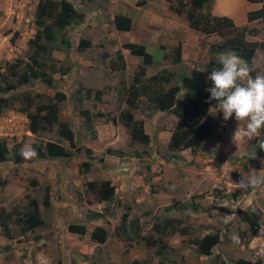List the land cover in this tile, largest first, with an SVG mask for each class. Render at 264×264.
Returning <instances> with one entry per match:
<instances>
[{
    "label": "rangeland",
    "instance_id": "obj_1",
    "mask_svg": "<svg viewBox=\"0 0 264 264\" xmlns=\"http://www.w3.org/2000/svg\"><path fill=\"white\" fill-rule=\"evenodd\" d=\"M71 2L78 12L83 13V20L64 30L72 47H61L50 52L52 60L48 62L53 63L56 70L52 74V87L35 79L18 86L12 95L18 97L14 100V106L18 109L22 92H29L34 101H45V96L52 95L55 90L63 92L66 97L58 106L61 117L68 120L74 133L75 144L69 148L66 141L60 140L56 125L51 130L31 134L27 132V119L23 113L19 112L25 120L6 112L10 110L3 112L5 114L1 117L12 118L16 126L0 131L8 148L17 141L21 142L20 149L31 144L56 141L70 150V157L31 158L16 164L9 159L0 162V209L22 211L28 199L33 197L42 218V225L24 234L12 222L8 223V237L0 228V264H132L133 260L142 259L149 264H203L205 257H198L188 246L192 237L205 232L207 227L221 232L223 241L217 247V252L225 257L243 254L254 261L255 258L248 256L250 254L243 251L241 246L240 235L242 240L248 237V229L244 224L235 229V217L227 215V210L236 206L262 209L264 205V185L250 189L237 185L241 177H249L253 171L264 173V151L250 161L240 157L241 151L256 148L259 139L264 138L262 130L259 137L253 140L241 138L235 132L243 127V122L239 123L234 118L224 121L219 106H212L208 112L212 117L217 116L214 133L219 138L205 139L191 149L179 150V159L167 161L163 156L167 155L166 142L175 122L172 114L149 108L146 101L140 99L133 117L143 121V131L149 136L145 144L132 141L126 128L119 121L114 123L109 118V115L116 117L120 110L127 108L120 98L121 90L140 64L137 57L126 54L122 75L109 69L108 60L122 42H140L151 54L152 63L146 67L145 75L164 68L166 72H173L177 80L179 75L189 74L192 66L201 67L204 61L216 57L209 52L208 46L218 40V36L197 31L185 34L179 30L185 28L186 20L181 13L173 11L178 7L177 0ZM35 3L36 0H0L1 69L7 54L10 58L26 57V41L35 31L32 19ZM237 3L239 7L236 12ZM259 6V3L249 4L246 0H218V3L211 0L210 9L214 13L230 14L235 24L244 25L247 40L264 43V23L257 19L247 22L245 19L247 10ZM115 13L131 17L129 32L115 30L112 23ZM10 36L13 37L12 46L8 43ZM80 37L88 39L90 45L76 50L75 45ZM179 39L183 41L182 59L171 64L163 55L174 45L173 41ZM55 44L59 45L58 40ZM59 66L66 73L59 72ZM249 67L253 71L252 76L264 75V48L255 50ZM77 88L100 89V100L84 99L78 94L73 98L72 93ZM36 93L42 96L35 97ZM79 108L108 113V119L94 117V131L91 132L84 124ZM0 121L4 120L0 118ZM77 146L92 150L88 170L79 166L88 158L82 149L76 150ZM101 179L110 181L114 186V196L109 202L97 201L95 194L86 188L87 181ZM44 186L48 187V207L41 202ZM234 188L241 193L232 199L230 194ZM173 198L178 202L192 199L197 209L193 212L183 211L182 219L187 227L184 233H163L161 238L166 244L169 259L160 260L154 254L151 259L147 258L150 250L142 241L127 245L121 233L116 232L120 214L129 206L128 216L139 219L141 234L156 237V222L150 220V216L153 212L162 213ZM147 208H151L148 214ZM97 212L101 216L95 215ZM170 213L175 215L173 211ZM69 222H83L85 233L68 232L66 226ZM261 222L264 224V209ZM96 225L103 227L107 233L104 243L98 246L89 238ZM233 236L239 237L238 243L233 242ZM258 236L263 248L258 256L263 261L264 228Z\"/></svg>",
    "mask_w": 264,
    "mask_h": 264
},
{
    "label": "trees",
    "instance_id": "obj_2",
    "mask_svg": "<svg viewBox=\"0 0 264 264\" xmlns=\"http://www.w3.org/2000/svg\"><path fill=\"white\" fill-rule=\"evenodd\" d=\"M249 2H259L261 6L257 10L248 11L246 20L261 19L264 23V0H247ZM178 7L174 8L175 13L183 12L186 16L188 26L202 31L204 33H215L219 39L209 44L208 50L211 53H220L233 51L242 59L247 61L248 65L253 57L255 48L262 47L255 41H249L245 38V26L235 25L232 20L226 16L210 15L208 12L209 0H177ZM239 3L236 6L238 10ZM235 12V13H236ZM234 13V14H235ZM233 14V15H234ZM35 24V31L31 38L26 41L27 60L17 58L13 62L7 64L4 73L0 72V113L4 109H16L12 92L17 86L25 84L30 80L38 79L44 85L52 87V74L55 70L50 56L51 50L59 48L55 44L58 40L60 44L69 47L68 40L64 37L62 30L69 24L82 19V14L78 13L69 0H36L35 10L32 16ZM113 24L118 30H127L130 25V18L124 14H115ZM13 38V37H12ZM83 40H80L82 42ZM83 43L87 44L86 41ZM128 51L131 54L139 56L142 59L138 73L132 78L126 88L122 87V102L126 105V109L120 110L117 116L109 115L112 122L119 121L128 130L129 137L132 141L147 143L149 136L143 131V121L135 119L133 112L138 106L141 98L148 101V107L154 110H160L171 113L175 116V122L170 130L166 149L169 154L165 160L177 158L174 151L181 148H193L200 145L205 139L219 138L214 133L217 126L216 117H212L208 113L211 106L218 104L216 100H208L209 93L206 88L211 87V81L207 80V76L213 67H216L215 58L208 59L202 67L191 69L189 74H181L174 78L173 72H164L157 76L156 74L145 76V65L150 63V55L145 51L143 44L133 42H123L115 51L112 58L109 59L108 65L110 70H123L124 62L121 53ZM180 54V42L173 47L172 61L177 62ZM58 71L64 73V68L58 67ZM164 71V69H163ZM253 73V71H252ZM3 93H9L8 96H2ZM73 98L82 96L84 99L93 98L100 100V89L92 91L90 88L76 89L73 91ZM35 97L42 96L34 94ZM44 96V95H43ZM46 100L39 99L34 101L33 96L29 92H22L19 100L21 106L16 109L25 113L27 117V129L31 133L51 130L56 125V133L60 140L66 141L69 148L74 147V133L68 125V120L61 117V109L58 103L65 99V94L61 91H54L52 95L45 96ZM79 113L83 116L84 124L93 132L92 121L94 117H103L108 119V113L97 110L91 112L87 108H79ZM264 135V129L262 131ZM20 141L14 142L11 148L7 147L5 141L0 140V162L11 160L14 164L23 162L25 158L20 155ZM36 150L37 159L51 157H68L69 151L67 147L56 141H45L38 144H31ZM257 147V145H256ZM82 149L87 157H92V150L83 146H77L76 150ZM11 154H10V153ZM263 153L258 147L256 155ZM139 155V152H136ZM249 161L252 158L248 159ZM87 169L89 163L80 164ZM89 192L95 194L97 201L109 202L114 195V186L108 180L87 181L85 183ZM232 196H236V193ZM44 207L49 206L48 187L44 186V195L41 200ZM173 206L167 207L171 209ZM223 211V208H220ZM229 214H234L237 220L247 224L251 232H256L260 227V210L256 207L239 208L236 207ZM95 213L91 214L94 215ZM95 215L101 216V213ZM94 217V216H92ZM127 214L120 215L116 224V232H124L123 239L127 245L143 241L144 245L149 248L151 259L154 254L160 260L168 258L167 247L165 243L158 237L144 236L140 234L139 223L127 220ZM173 218L166 217L162 220V228L171 229L173 227ZM12 222L20 233L31 232L38 226L42 225V218L37 207L36 200L31 197L26 203V208L22 211L11 208L10 210L0 209V228L4 235L8 237V223ZM68 232L82 235L86 231L83 222H69L66 226ZM158 230V225H155ZM106 230L96 225L89 233V238L96 245L104 243ZM162 234V229L159 230ZM221 232L219 230H209L200 237H193L191 240L194 244L195 251L198 255L209 256L212 246L219 243ZM160 260L158 263H160ZM112 264V263H108ZM132 264H149L148 261L133 260ZM208 264H227L219 254H215ZM230 264H255L244 257H238L231 261ZM264 264V261H263Z\"/></svg>",
    "mask_w": 264,
    "mask_h": 264
},
{
    "label": "clouds",
    "instance_id": "obj_3",
    "mask_svg": "<svg viewBox=\"0 0 264 264\" xmlns=\"http://www.w3.org/2000/svg\"><path fill=\"white\" fill-rule=\"evenodd\" d=\"M69 1L71 2V0H69ZM246 2L249 3V4L259 3V2H249L247 0H246ZM217 3H218V0H217ZM210 4H211V0H209V7H208V12H209L210 15L226 16V17H228V18H230L232 20V17H231L230 14H227V13L222 14V12L221 13L211 12L212 8L210 9ZM259 4L261 6V3H259ZM35 5H36V3H35ZM72 5H73V3H72ZM260 6L258 8L253 7L252 9L247 10L246 13H245V19H246V14H247L248 11L257 10V9L260 8ZM74 8L77 10V12L79 11L75 6H74ZM34 10H35V8H34ZM216 11H218V9ZM78 13H80V12H78ZM180 13H181L180 15H183V17H185L186 24H185V28L184 29L180 28L179 30H181L185 34L188 33V32H193V31L202 32V31H198V30H195V29L189 27L185 14L183 12H180ZM81 14H82V19L76 20L77 23L81 22L83 20V13H81ZM115 14H122V13H115ZM115 14H113L112 20H113ZM176 14H179V13H176ZM15 15L17 16V14H15ZM124 15H126V14H124ZM126 16H128V15H126ZM129 18H130V20H132L131 17H129ZM253 20H256V19H253ZM257 20L261 21V19H259V18H257ZM25 21L27 22L28 20L26 19ZM76 22H73V23H76ZM232 22H233V20H232ZM73 23H71V24H73ZM112 23H113V21H112ZM131 23L132 22L130 21L129 28L127 30H118V29L115 28V26H114V28H115V30H117L119 32L121 31V32H125L126 33V31L129 32L130 27H131ZM71 24H69L68 26L64 27L63 30H62V33H63L64 37L67 40H68V38H67V36H65L64 30L67 27H69ZM235 25H238V24H235ZM241 26H244V25H241ZM7 31H8V28H7ZM202 33H204V32H202ZM246 33H247V30H246ZM206 34L207 33H204V35H206ZM208 34H215V33H208ZM183 38H184V36H183ZM245 38H246V34H245ZM218 39H219V37H218ZM80 40H83V41L80 42ZM84 41H86L87 44L83 43ZM68 42H69V47H65L63 44H60V42L58 41V43H59V48L58 49H60L61 47H62V49L63 48L68 49V48L72 47V45H73L72 42L70 40H68ZM125 42H127V41H125ZM128 42H132V41H128ZM177 42H180V54H179V60L177 62H174V61H172V57H173L172 56V51H173V47L177 44ZM182 42L183 41H181L180 39L176 40V41H173L174 45L171 47V49L167 50L164 53L163 56H165L166 59H169L171 64H175V63H178V62L181 61L182 54H183V43ZM8 43H9V45H11L12 36L9 37V42ZM133 43H137V42H133ZM256 43L257 44H261L262 47L257 46L255 48V50L257 48H264V43H261V42H256ZM140 44H142V43H140ZM89 45H90V41L88 39H86L84 37H80L78 39L77 44L75 45V48H76V50H82V49H85V48L89 47ZM117 49L118 48H116V50ZM144 49H145V46H144ZM26 51H27V48H26ZM147 53L150 55V60L151 61H150L149 64L145 65V69H146L147 66H149L152 63V56H151V54L149 52H147ZM126 54L135 56L140 61V64L137 65V69L134 71L133 75L131 76V79H130V81H131L132 78L138 73L140 65H142V59L139 58V56H137V55L129 53L128 51H123L121 53L122 59H123V62H124L123 70H120V71L119 70H115V71H119L121 73L119 75H122V73L125 70V55ZM211 54H215V53H211ZM215 55H216V57H213V58H215L217 66L213 67L211 69V71L209 72L208 76H207V80L211 81V87L205 89V91H207L209 93L208 100L209 101H211V100L218 101V104H216L214 106L215 107L219 106V110L222 111L223 120L224 121H227V120H229L231 118H234L239 123L243 122V127L242 128H237V130L235 132V135H239L241 138H246L247 140H253V139L259 137L261 130L263 131V129H264V75H259L258 74L256 76H252L251 75L252 69L249 67L250 63L248 65L247 61L242 59L240 56H238L233 51L220 52V53H217ZM163 56L161 58H163ZM253 56H254V54H253ZM10 57L11 56H9L8 54L5 56V60H3V62H2L3 69L0 68V72L4 73L5 72L4 69L6 68L7 64L10 63V62H13L17 58H22L24 60H27V54H26V57H15V58H10ZM209 59H211V58H209ZM108 62H109V60H108ZM205 62H207V61H204V63ZM203 64H202V66H203ZM193 68L198 69L200 67H193L192 66L190 68V70L193 69ZM163 69L164 68L160 69L157 73H152V74H149V75L156 74L157 76H160V74H163L164 72H166L165 70L163 71ZM65 73H66V71H65ZM149 75H145V76H149ZM130 81L128 82V84L130 83ZM19 86H21V85H19ZM126 86L124 88H126ZM81 89L82 88H80V90ZM3 94H7V96L9 95V93H3ZM146 103H148L147 100H146ZM211 108H212V106H211ZM6 110H10V111H6ZM90 110H92V109H90ZM4 111L8 112V114H12V115L16 114L17 116H21L22 118L24 116L27 119V117L25 116V113H23L21 111L17 112V110L4 109L0 113V118H2L4 120V121H0V131H3V129L10 130V129H12V127L16 128V126L14 125V122L12 121V118L5 119V118L1 117L2 115L5 114V113H3ZM92 111L95 112L97 110L94 109ZM19 112L23 113V116ZM162 112H164V111H162ZM166 113H168V112H166ZM169 114H171V113H169ZM96 118H98V117H96ZM27 123H28V121H27ZM27 132L29 133L30 131L27 129ZM127 132H128V130H127ZM262 135H263V133H262ZM169 137H170V133H169ZM169 137H168V139H169ZM168 139H167V142H168ZM0 140L4 141V139H2L1 136H0ZM167 142H166V145H167ZM257 147L260 150L264 151V138L259 139ZM257 147L255 149L251 150V151H248V150L241 151L240 152V157L242 159L243 158H247V160L249 158H255L256 157V149H257ZM186 148L187 147H184V148H181L179 150L186 149ZM189 149H191V148H189ZM179 150L174 151V154L177 155V158H173V159L170 158V160H176V159H179L181 157L178 154ZM168 154H169V152L167 150V155L166 156H168ZM20 155L23 158H25V159H31V158H35L38 155V153L30 145H27V146H25L24 148L21 149ZM68 157H70V155ZM58 158H66V157H58ZM87 158H88L87 160H84V161H82L80 163V164L85 163V162L89 163L88 168L85 169V170L89 169V167L91 165V161H89V160H92V157H87ZM163 158L165 159V156H163ZM167 161H169V160H167ZM80 164H79V166H80ZM81 167L84 168L82 165H81ZM257 172L258 171H253V174L251 176H249V177H241L239 182H237V185L242 187V188H244V189L259 188L260 186L264 185V173L257 174ZM101 180H103V179H101ZM104 180H106V179H104ZM90 181H92V180H90ZM234 192L236 193L235 197H237V195H239L241 193L239 190H236L234 188L233 192L230 194V197L232 199H235V197L232 196L234 194ZM170 206H173V208L167 209V207H170ZM236 207H238V206H236ZM247 207H256V206H247ZM235 208L227 210V211L232 212ZM239 208H241V207H239ZM256 208H258V207H256ZM196 209H197L196 204L193 202L192 199L191 200H186V201H181V202H178V200L174 199V198H173V200H169V205L165 206L164 211L162 213L153 212L151 214V216H150V220H152L153 222H156L154 224V227H155V225H158V230H157L158 234H157L156 237L159 236L161 238L165 231H168L169 233H171V235L174 234V233H184L186 231L187 227H186V224H184V220L182 219V213H183V211L193 212V211H196ZM128 211H129V206L127 207V210L125 212H123V213L127 214V219H126L127 221L125 223L129 224V221H135L136 223H138L139 219L136 218V217L130 218L128 216ZM150 211H151V208H147V214L150 213ZM172 211L175 212V215L170 213ZM260 213H261V215H260V224L261 225H260L259 229L256 232H258L259 230H263V228H264V224L261 222V218H262V211L261 210H260ZM227 215L234 216L233 213L232 214L227 213ZM166 217H172L173 220H174L173 221V227H171V229L162 228L161 222ZM241 224L242 225L244 224L246 226V228L248 229V231H249L248 237L244 238L243 240H242V235H240L241 246L243 247L242 250L245 251V252H248L250 254L248 256L252 257L253 259L255 258L254 261L250 260L251 262H254L255 264H263L264 260L261 261L262 258L260 256H258V253H260V252L250 251V249L248 248V246H249V244H250L251 240L253 239V237H254L256 232H251V230L249 229V227L247 226L246 223L241 222V221L239 222L237 220V218L235 217V223H234L233 227L235 229H237L239 226H241ZM138 226L140 227L139 224H138ZM160 229H162V234H159V230ZM192 230H193V228L191 229V231ZM204 230H205V232H202V233H200V234H198L196 236H193V237H200L204 233L209 232V230H217V229H214L212 227H207ZM119 233H121V237L123 238L124 232L119 231ZM140 234H141V227H140ZM141 235H143V234H141ZM151 237H153V236H151ZM193 237H192V239H193ZM161 240H162V238H161ZM219 240L220 241H219L218 244H216V245L211 247V249H210L211 254L209 256L198 255V254L195 253V251H193V253L195 255H198V257H202V256L205 257V260H204L205 263H203V264H208L213 259V257L215 256L216 253L219 254L220 257L227 264H230L232 260H234V259H236L238 257L246 258L247 255L242 256L243 254H238L236 257H225L226 255L223 256L221 253L216 251L217 247L223 241L222 235L219 237ZM232 240H233V242L238 243L239 242V237L238 236H233ZM190 242H191V240H190ZM242 243H243V245H242ZM191 245L188 246L189 250L190 249L192 250L194 248V244H192V242H191ZM246 248L249 249V250H246ZM185 249H186V247H185ZM246 259H248V257Z\"/></svg>",
    "mask_w": 264,
    "mask_h": 264
},
{
    "label": "crops",
    "instance_id": "obj_4",
    "mask_svg": "<svg viewBox=\"0 0 264 264\" xmlns=\"http://www.w3.org/2000/svg\"><path fill=\"white\" fill-rule=\"evenodd\" d=\"M262 209H264V205L261 206ZM259 209L262 211V209L259 207ZM260 232H263V230H259L258 232L255 233L253 239L251 240L248 248L251 250V251H254V252H261L262 251V246H261V242L259 241L260 240V237L258 236L260 234Z\"/></svg>",
    "mask_w": 264,
    "mask_h": 264
}]
</instances>
